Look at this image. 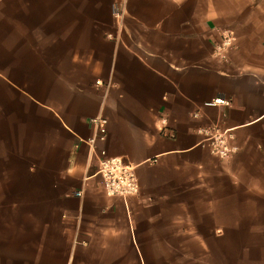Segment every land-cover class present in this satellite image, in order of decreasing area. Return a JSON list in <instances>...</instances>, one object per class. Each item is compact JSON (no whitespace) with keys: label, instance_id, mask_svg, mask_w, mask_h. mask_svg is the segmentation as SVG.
Here are the masks:
<instances>
[{"label":"crops","instance_id":"0c3cea01","mask_svg":"<svg viewBox=\"0 0 264 264\" xmlns=\"http://www.w3.org/2000/svg\"><path fill=\"white\" fill-rule=\"evenodd\" d=\"M0 142L30 205L0 264H264V0H0Z\"/></svg>","mask_w":264,"mask_h":264},{"label":"built area","instance_id":"2783aa9c","mask_svg":"<svg viewBox=\"0 0 264 264\" xmlns=\"http://www.w3.org/2000/svg\"><path fill=\"white\" fill-rule=\"evenodd\" d=\"M233 38L224 37L217 47V52L222 59H227L226 50L231 46ZM209 104H228L223 98H218ZM91 124L96 130L93 137L88 139L90 145L97 141H105L107 136V120L103 117H94ZM204 134L210 151L221 159H228L235 152L236 148L229 143L230 136L218 133L217 128L205 130L198 129ZM97 172L101 176L103 188L108 196L128 197L138 191V181L135 174V167L126 160L119 157L101 158L98 162Z\"/></svg>","mask_w":264,"mask_h":264},{"label":"rangeland","instance_id":"374dc122","mask_svg":"<svg viewBox=\"0 0 264 264\" xmlns=\"http://www.w3.org/2000/svg\"><path fill=\"white\" fill-rule=\"evenodd\" d=\"M5 145L6 143L0 142V149ZM4 153L6 152L0 151V154ZM24 170L22 159L0 157V230L7 229V226L22 228L24 212L30 206L24 195L29 193V190H24L29 174L24 173ZM90 257L94 259V255Z\"/></svg>","mask_w":264,"mask_h":264}]
</instances>
